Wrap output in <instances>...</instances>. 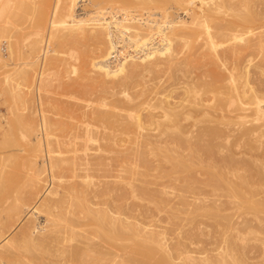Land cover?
Masks as SVG:
<instances>
[{
    "label": "bare ground",
    "instance_id": "1",
    "mask_svg": "<svg viewBox=\"0 0 264 264\" xmlns=\"http://www.w3.org/2000/svg\"><path fill=\"white\" fill-rule=\"evenodd\" d=\"M46 28L10 97L61 67L79 96L0 139V264H264V0H56Z\"/></svg>",
    "mask_w": 264,
    "mask_h": 264
},
{
    "label": "rangeland",
    "instance_id": "2",
    "mask_svg": "<svg viewBox=\"0 0 264 264\" xmlns=\"http://www.w3.org/2000/svg\"><path fill=\"white\" fill-rule=\"evenodd\" d=\"M55 1L56 0H22V1L19 2L17 0V4H19L20 7L18 8V11H17V14H16L17 16L15 17L16 18L15 25H17V28H19V30L11 32V37L12 38H10V40L12 42H15V41L17 42L18 41V44L21 47L24 55H28V53H31V54L28 55L29 56L28 59H26L24 57H21L20 59H18V57L16 55H13L12 57L7 58L9 56L7 54L8 51H7V47H6V43H5V39L6 38L5 39H1V41H0V54L3 55L2 59L3 60H7L10 63L9 64L10 66L8 65L4 69L2 67H0V139H2L3 136L6 134L5 137H10L11 140L14 138L13 141H18L19 138H20L19 135L21 133H23V131L24 132L26 131V129L23 126V122H20L21 120L18 119V118L23 119V117L25 115V119L28 120V121L31 118L39 120L38 109H40L42 111L45 110V112L49 116H51V117L53 116L54 117V116H56L53 113L54 112V108H52V106L50 107L51 103L54 102V100H53L54 98H56L55 100L58 99V101H65L66 100L67 102H73V101H71V100H73V99L70 98L71 96L68 97V95L71 93V95L79 96L77 90H71V88H68L70 86L71 80L75 77V75H73V74H71L69 72L68 68H66V69H68V71L65 68H63V67H61V69H59V71H58V73H59L58 74L59 83H57L56 81H53V84H52L53 87L52 86L50 87L51 90L49 89L48 91H46L47 93H44L43 91H41L42 93L40 92L41 93L40 94V98L43 97V99L41 98L43 104H39V105H37L38 103H37V101H35L37 92L35 91V89L33 90V88H32L33 85H31L29 82H25L24 80H22L20 78L18 79V82L20 81V84H19L18 87L22 91L28 93L27 96L29 97V105H28V109L27 110L22 108L23 104L19 100H14L12 97H10L9 87L11 85L5 83L2 80L4 71L7 70V69L8 70L10 69L9 72H11L15 68H20L21 66H23L28 71H30V73H32L33 69H37L39 67L42 56H41V51L38 50V46H40V47L43 46V42H44L43 39L46 37V34L48 32V29L46 28V26H47V18H48V16L50 15V13L52 11V7H53ZM60 3L62 4V1H60ZM29 18L31 19V21L29 20ZM54 18H57V17L54 16ZM34 21L35 22L39 21V22L35 23V24H38L39 26L35 25ZM1 24H2V18H0V25ZM38 28L40 30L39 34H35V30L37 31ZM51 28L52 27L49 28V32H50ZM1 33L2 32H0V35H2ZM20 37H22L21 39H23V37H28V38L25 39V40L23 39L21 42H19L21 40ZM34 41H35V43L38 42L39 45L36 48L33 47L34 49H32L31 46L34 43ZM37 53L39 54L38 57L35 56ZM51 55H53L52 51L46 52L45 55H44V59L47 60V58L49 56H51ZM14 56H15L16 59L14 58ZM11 61H12V63H11ZM67 73L68 74L70 73V75H73V76L67 75ZM66 76H69L71 79L69 77H66ZM76 79H78V78H76ZM62 82H64V83H62ZM65 82L68 83V84H66ZM15 83H17V82H15ZM66 85H67V87H65ZM55 86H58V87L56 88ZM70 90H71V92H70ZM61 92H62V95L64 94L63 97H60V96H62V95H60ZM65 93H67V94L65 95ZM38 95H39V93H38ZM44 95H45V97H44ZM7 96H9L10 98L7 97ZM47 96H49V97H47ZM51 96H52L53 99L51 98ZM53 96H55V97H53ZM46 97H47V100H46ZM31 99L34 100V101L32 102ZM30 103L32 105H30ZM37 106L38 107L42 106V107L38 108ZM33 107H34V110H33ZM35 108H37V109H35ZM49 110H50L51 113L49 112ZM12 111H14V112H12ZM32 111H33V113H35V111H36L35 114L37 116H35L32 113ZM26 114H28V115L26 116ZM32 114L34 115V118L32 117L33 116ZM66 116H67V114L66 115H64V113L62 114V118H64V119L67 118L66 119L67 121H69V120L71 121V119H69ZM20 130H22V131L20 132ZM11 132H13L14 134L12 133L10 135L9 133H11ZM18 132H19V134H18ZM15 146L16 145L13 144V146H9L8 147L9 149L8 148L7 149L0 148V151H1V149L2 150H11L13 148L16 149ZM21 152H22V154H26V152H23V151H21ZM258 235L260 237L264 236V234H258ZM206 238H208V237H206Z\"/></svg>",
    "mask_w": 264,
    "mask_h": 264
}]
</instances>
